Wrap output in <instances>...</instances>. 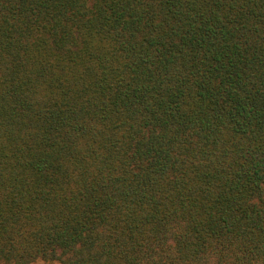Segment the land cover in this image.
Instances as JSON below:
<instances>
[{"label": "trees", "instance_id": "trees-1", "mask_svg": "<svg viewBox=\"0 0 264 264\" xmlns=\"http://www.w3.org/2000/svg\"><path fill=\"white\" fill-rule=\"evenodd\" d=\"M264 264V0H0V264Z\"/></svg>", "mask_w": 264, "mask_h": 264}, {"label": "rangeland", "instance_id": "rangeland-1", "mask_svg": "<svg viewBox=\"0 0 264 264\" xmlns=\"http://www.w3.org/2000/svg\"><path fill=\"white\" fill-rule=\"evenodd\" d=\"M35 264H59V263H57V262L46 263L44 261H38Z\"/></svg>", "mask_w": 264, "mask_h": 264}]
</instances>
